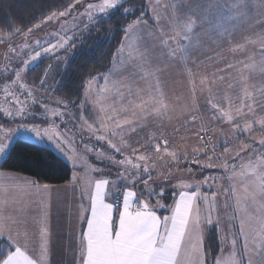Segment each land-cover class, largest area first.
Wrapping results in <instances>:
<instances>
[{"label":"snow or ice","instance_id":"snow-or-ice-1","mask_svg":"<svg viewBox=\"0 0 264 264\" xmlns=\"http://www.w3.org/2000/svg\"><path fill=\"white\" fill-rule=\"evenodd\" d=\"M81 0H73V3L68 5V8L60 12H52L43 18L42 22L57 20L59 17L67 16L70 11L79 4ZM245 7L242 0H233L231 9L237 10L227 16H218L215 21L209 20L207 16L203 23L207 21L212 26V29L219 36L230 38L236 25L230 22L236 20L239 16L244 15L241 9ZM174 16L171 21V31L174 35L166 39L161 37V43L168 48V55L175 57L178 52L183 58L191 55L193 49L199 47V40L193 42L192 33L198 23L196 16L189 13L185 18H181L178 11H175L177 6L174 4ZM123 9V13H128L129 9L123 7V0H98L96 3H88L81 16H86L89 22H95L94 18L98 15L105 17L109 16L114 10L119 12ZM209 9H205V12ZM76 17H73L75 19ZM143 13L141 17L132 21L123 29L125 39L130 43L128 45V59L131 61V71L127 78L111 79V88L105 87L100 90L97 99L94 101V106L98 107L101 114L96 121L90 123L83 114L84 102L80 105L81 114L79 127L87 130L90 133V139L94 138L100 145H83V152L94 153L97 161L104 163L110 162L124 171L118 173V179L127 180L128 183L135 185L137 182L142 183L145 189L149 191V195L155 192L149 181L153 179L152 172L157 171V174L167 180L171 176V169L180 163L187 165L186 171L191 174L193 168L191 165H196L199 168L222 167L226 172L231 168L232 174L228 177L230 181L239 178V191L237 185L233 184L226 192H230L235 197L236 210L241 213L239 216V234L244 237L243 251L238 252L236 249V239H230L231 250L223 253L216 258V264H256V258H259V264H264V115H258V111L264 112V84L252 85L253 90H249L247 78H242V87L240 94L235 100L226 97L227 105L217 102L212 89L209 87L207 99V111L211 113L210 120L227 123L231 126V134L223 141L224 151H217L219 142L213 137L217 134V129L210 126H205L201 121L199 128L195 129L194 135L198 137L201 144L192 148L191 154L187 151L180 153L176 150L168 148V140L162 135L156 137L155 134H150L147 145L140 147H148L154 150L153 153L140 152V148H134L124 138L126 133L136 131L137 110L142 118H147L148 115L165 116L169 112L162 91L163 85L157 78L155 82L149 85L147 90L139 89L136 93L132 92V85L136 82L134 77L140 75V79L153 77L155 74L150 68L148 50L141 49L137 43L142 39L137 32V26L143 21ZM157 18V22H158ZM41 25H33V28L23 33L25 42L20 45L21 52L9 46V51L14 53L20 59V63L12 69L15 79H9V83L4 85L5 103H8V97H11L9 107L0 105V112H3L7 117L15 119L20 117L25 118L26 113H29V103H40L43 108L42 115L47 117L50 112L52 116H64V111L59 108L50 109L47 105L38 101L33 93V88L36 85L28 86L24 82V75L29 71L31 65L37 62L44 55L55 56V54L64 49L68 43V39L61 37L56 43L50 41L41 42L35 40L33 45L27 43V37L33 29L39 28ZM86 28V25H85ZM15 33H20V29H16ZM14 33V34H15ZM11 35L0 38V43L4 40H10ZM182 41H187L188 44H183ZM171 42V43H170ZM258 44L260 61L256 62L253 57H248L250 62L240 61L245 69L259 71L264 74V33L258 34L256 39L245 38L244 43H238L230 49L232 52L238 50L243 51L246 44ZM47 44V46H45ZM172 45H175L173 47ZM28 49L29 51H24ZM125 47L122 43L120 52H124ZM27 58H24V57ZM7 65L2 71L6 75ZM39 67V66H38ZM232 68L233 65H227ZM51 66L44 69V73L38 79L39 87L43 88L46 84L48 72ZM191 74V73H190ZM119 75V73H109L103 77L105 84L110 82V77ZM95 79V78H93ZM221 80L224 77H220ZM207 77L201 79V83L205 84ZM91 83V82H89ZM215 83V81H211ZM15 86L18 91L10 90ZM229 88H233V84H228ZM123 89H127L128 94L135 96L138 100L131 104V114L133 118L125 116L121 119L118 112L128 111L129 109L118 110L113 106L115 100L111 104H106L104 101L109 100L111 94L118 97L121 101L124 99ZM26 95L24 100L20 99L21 95ZM87 100V95H86ZM193 100L195 101V90L193 89ZM59 103H63L58 101ZM68 105L65 104V110ZM195 104L193 110H195ZM75 118V117H74ZM198 120L197 115L189 116V120L185 123L195 124ZM243 121V123H241ZM259 126L260 135L255 137L254 132ZM23 131L32 133L41 140L47 139L52 142L57 150L66 155L67 159L72 161L73 167L77 164H82L86 167V171L101 172L103 169L88 163L86 156L78 154L74 147L66 151V146L73 143L72 139L58 131V125L55 122L48 124V127L41 128L36 124L20 123L16 128H5L0 125V156H6L9 153L11 142L14 135ZM176 131H179L177 128ZM247 133L252 143L240 142L235 147L228 145L238 140L239 136ZM160 141V142H155ZM161 144L164 147H161ZM104 145L107 146V151L104 150ZM258 145V147L256 146ZM130 150V155L127 154ZM249 152V156L245 159L242 156L243 152ZM119 155L122 159H116ZM203 155L207 159L201 160ZM255 156L253 160L251 157ZM168 157L170 159H165ZM242 161L239 164L230 163V161ZM157 160L164 161V167L169 169L168 172L157 169ZM214 160H222L223 163L217 165ZM177 171L181 169L177 168ZM78 177L75 172L72 176V181H76ZM216 177H205L202 181L188 182L180 180L175 185L180 191L176 194L170 208V214L165 216L157 215L155 208L146 200H138L137 193L131 188L125 187L122 194V207L114 203L106 202V197L109 195V186L116 187L115 181L109 179H93L89 178L85 182L83 192L89 200L87 207L81 205L77 220L86 227L79 233L77 237L78 249V264H206L205 253L203 250L204 226L214 223L213 213L215 212V197L216 193L211 194V198L207 193L201 194V184H207L209 180L215 182ZM33 186L36 181H27ZM195 189L188 191V189ZM37 190L39 187L37 186ZM43 190L47 191L48 186L44 185ZM0 192H7V188L0 185ZM164 189L160 188L158 196H163ZM119 199V197H117ZM203 200L206 208L201 209L198 201ZM8 201L0 199V239L6 238L8 241L7 247L0 252V264H48L49 261V243L50 235L47 226V209L46 206L41 207V217L39 220V245L38 247L30 244V237L27 230V221L14 217L10 214H5V207ZM253 206V210H249V206ZM156 207L163 208L165 205L157 201ZM114 213L118 215L114 218ZM219 226L218 219L215 221ZM17 226L18 229H23L25 238L24 244H20L17 239L11 235L12 226ZM8 232L7 237L4 233ZM17 235H20L18 232ZM226 237H221V241Z\"/></svg>","mask_w":264,"mask_h":264},{"label":"rangeland","instance_id":"rangeland-1","mask_svg":"<svg viewBox=\"0 0 264 264\" xmlns=\"http://www.w3.org/2000/svg\"><path fill=\"white\" fill-rule=\"evenodd\" d=\"M151 5H153L151 10V17L153 23H141L137 26L136 32L142 37L137 43L141 49H147L149 53L150 68L155 74L153 77H148L147 79H140V75L134 77L135 83L132 85V92L136 93L139 89L147 90L149 85L155 82V79H159L163 85L162 91L164 92L165 100L169 105V112L165 116L158 115H148L147 118H142L137 110V116L132 117L131 114V104L138 102L135 96L128 94L127 89H123L124 99L121 101L118 97L110 95L109 100L104 101L106 104H113L118 110L120 109H129L128 111H119L118 115L121 119L125 116L135 119L137 122L136 131L125 134V139L130 145L134 148H140V152L153 153V158L155 159L154 150L148 147H140L141 145H147L149 142L150 134H155L156 137L161 135L168 140V148L170 150H176L180 153L187 151L191 154L192 148L201 144V141L196 135H194L195 129L199 128L201 121L205 126L214 127L217 129V134L213 137L215 141L219 142L218 152L223 153L224 151V139L231 134V126L227 123H222L220 121L210 120L211 113L207 111V99L208 91L210 87L212 89L213 95L217 102H220L224 105H227L228 100L226 97H230L232 100H235L236 97L240 94L242 87V78H247V83L249 85V90L252 85H257L258 87L264 84V74H261L259 71H252L250 69H245L243 64L239 63L240 61L250 62L248 57H253L256 62L260 61V49L259 45L256 44H246L243 51L232 52L230 49L238 43H244L245 38L256 39L258 34L264 33V0H242L243 7L241 11L244 12V15L239 16L236 20L231 21L230 23L236 25L235 30L232 32L230 38H225L219 36L212 29V26L207 23V21L200 23L204 20V17L207 16L209 20L215 21L218 16H227L232 14L237 10L231 9V4L233 0H208V4L204 3L203 0H148ZM98 0H81L79 4H76L75 7L70 11L67 16L59 17L57 20L49 22H40L41 26L37 29H33L31 34L27 37V43L33 45L35 40L39 39L42 43L45 41H50L51 43H56L61 39V37L68 39L64 49L59 50L55 56L44 55L37 62L33 63L29 71L24 75V82L28 86L36 85L33 88V93L35 98L41 103L47 105L50 109L59 108L61 111H64V116L61 118L59 116H52L49 112L47 117L42 115L43 108H41L40 103L31 104V101H28L29 113H26L25 118L21 120L20 117L15 119L7 117L3 112H0V125H3L5 128H16L20 123H26L29 125L36 124L41 128L48 127V124L55 122L58 125V131L69 136L73 143L66 146V151L74 147L76 152L81 155H85L89 164L94 165L103 169L101 172H87L86 167L82 164H77L76 167H73L72 161L68 160L66 155L62 154L59 150L56 149L54 144L47 139L41 140L37 138L32 133H25L22 130L17 132L14 135L11 146L17 140H24L28 142L35 143L37 145L46 147L54 151L57 155L63 158L72 168V174L75 172L78 179L76 181L68 182V184H81V178L88 180L90 177L97 179H109L110 181L116 182L117 186H130L127 180L118 179V173L124 171L123 168H120L116 165L111 164L110 162L101 163L96 160L94 153H84L83 145L88 143L90 145H95L100 147V145L95 141L94 138H89L90 133L87 130L81 129L79 124L81 121L78 119L81 114L80 105L84 102L83 114L88 119L90 123L97 120L101 115L99 113L98 107L94 106V101L97 99V95L100 93V90L108 87L111 88V79H121L127 78L129 72L131 71V61L128 59L129 51V41L123 40L125 47L124 52L118 51L114 59L112 68L104 74L91 78L85 88L84 96L79 102H72L65 100L60 97L56 92L57 82L51 70L54 68L55 64L65 60L70 55H72L77 47L83 42V38L86 33L92 29L97 22L107 20L115 12V10L105 17L103 15H98L94 18L95 22H89L86 16H81L80 13L84 12V9L88 3H96ZM127 0H123L125 4ZM176 5L177 8L175 11H178L180 17L183 19L189 13L196 16L198 21L193 33L192 40L195 42L199 40L200 44L198 48L192 50L191 55L187 58H183L180 52L173 58L168 55V48L161 43V37L167 38L174 35L171 31L172 19L174 16L173 5ZM67 9V8H66ZM205 9L209 11L205 12ZM65 10V9H64ZM149 10V11H150ZM73 17H76L73 19ZM157 18L158 22H157ZM86 25V28H85ZM33 28V27H32ZM6 37L0 35V38ZM23 37V38H21ZM25 42L24 35L20 38L4 40L3 43H0V105L4 107H9L11 103V97H8V103H5V93L3 91L4 85L9 83V77L15 79L12 69L16 68L20 63L19 57L14 53L9 51V46L17 49V52H21L19 47ZM171 43V42H170ZM183 44H188L187 41H182ZM47 46V44H45ZM175 47V45H172ZM24 51H29L25 49ZM24 58H27L26 56ZM46 62L51 63V68L48 72V77L46 84L43 88L39 87L38 79L44 73V69L35 70L42 63ZM233 65L232 68H228L227 65ZM8 66L6 69V75L2 74V71L5 70V66ZM119 73V75L110 77V82L106 85L103 77L109 73ZM191 73V74H190ZM207 77L205 84L201 83V79ZM220 77H224L223 80ZM215 83H211V81ZM91 82V83H89ZM102 82V83H101ZM233 84V88H229L228 84ZM193 89L195 90V101L193 100ZM12 91H18L15 86H12ZM26 93L20 96L21 100L26 98ZM87 95V100H86ZM58 101L63 103H57ZM65 104L68 105L65 110ZM195 104V110H193ZM258 111V115H264V112ZM197 115L198 120L195 124L185 123L189 120V116ZM75 117V118H74ZM243 123V121H241ZM257 128V131L253 133L255 137H259L260 131L259 126L254 125ZM179 131H176V129ZM160 142V141H155ZM252 143L250 136L245 133L239 136L238 140L232 141L228 147H235L238 143ZM258 147V145H256ZM163 148L164 145L161 144ZM104 150L107 151V146L104 145ZM10 151V150H9ZM127 154H131L128 150ZM242 156L247 159L249 152H243ZM6 156H0V164L5 160ZM123 157L117 155L116 159H122ZM253 160L255 156L251 157ZM165 159H170L165 157ZM201 160L206 161V157L201 155ZM242 161L237 159L236 161H230V163L237 164V171H239V164ZM157 169L168 172L169 169L164 167L163 160H157ZM214 163L220 165L223 163L222 160H214ZM187 165L180 163L176 167L172 168L171 176L169 179L173 182V188L176 190V194L180 191L179 188H176L175 185L180 180H185L188 182L193 181H202L205 177H216L215 182L209 180L207 184H201L200 191L201 194L207 193L211 198L213 192L216 193L215 197V212L213 213L214 223L212 225L204 226V239H203V250L205 251L204 242L206 240V232L209 233V230L215 228L219 232L221 249L223 248V253L227 254L231 250V245L229 243L230 239L235 238L236 249L238 252L243 251L244 237L239 234V216L241 213H238L236 210L235 197L230 193L226 192V189H230L233 184L237 185L239 189V178L236 180L230 181L228 177L232 174L231 168L226 172L222 167H213V168H199L196 165H191L193 172L189 174L186 171ZM179 168L181 171H177ZM205 174V175H203ZM152 175L156 178L162 179L163 177L157 174V171H153ZM73 176V175H72ZM156 179V180H159ZM80 180V182H79ZM16 182H14L15 184ZM138 183V182H137ZM136 188L139 189L137 184ZM153 188V186H151ZM164 188L167 186L163 185ZM109 186V190L115 189ZM195 189H188V191H194ZM200 208L203 210L206 208L205 202L203 200L198 201ZM160 208V207H159ZM249 210H253V206H249ZM170 208L168 212H163L162 216L169 215ZM218 219L219 226L216 225L215 221ZM221 237H226L221 241ZM208 252L206 253L207 256ZM221 255V250L219 256ZM209 254L207 257L208 264ZM218 257V256H217ZM216 257V258H217ZM213 264H216V259ZM256 264H259V258H256Z\"/></svg>","mask_w":264,"mask_h":264},{"label":"trees","instance_id":"trees-1","mask_svg":"<svg viewBox=\"0 0 264 264\" xmlns=\"http://www.w3.org/2000/svg\"><path fill=\"white\" fill-rule=\"evenodd\" d=\"M70 3H73V0H0V35H11V39H18L33 25L42 22L44 17L52 12L63 11ZM148 5V0H127L123 7L129 9L128 13H123V9H120L109 19L97 22L85 34L76 51L54 65L51 72L56 79V92L60 97L72 102L82 100L88 81L107 73L112 68L125 37L123 29L141 17L142 13L143 21L153 23ZM16 29H20V33H15ZM45 66L46 62L35 70L48 68ZM0 171L27 176L42 185L67 184L73 175L70 165L54 151L24 140H17L11 146L7 157L0 164ZM152 177L149 184L153 186L155 192L149 195L145 186L138 182L139 195L153 204L159 200L165 205L160 213L168 212V206L173 204L176 193L174 184L169 178L156 180L153 175ZM161 187L164 193L163 196H158L155 193H159ZM116 203L119 205L120 201ZM220 245L218 230L215 228L209 230L206 241V249L210 255L208 264L214 263L220 253ZM5 248L4 245H0V252Z\"/></svg>","mask_w":264,"mask_h":264},{"label":"crops","instance_id":"crops-1","mask_svg":"<svg viewBox=\"0 0 264 264\" xmlns=\"http://www.w3.org/2000/svg\"><path fill=\"white\" fill-rule=\"evenodd\" d=\"M160 1L161 0H158V2ZM203 2L208 4V0H203ZM148 4L150 10L153 5H151L149 1ZM92 178L97 179L94 177ZM32 180V178L20 174L0 171V185L7 188L6 193L0 192V199H6L8 201L5 207V214H10L27 221L30 244L38 247L40 242L39 220L41 217V207L46 206L47 226L50 233L48 237V264H78L77 237L86 225L79 223L77 216L81 205L85 207L89 205V200L83 192L86 180L81 178V184L67 183L63 185H47V191L43 190L44 185L42 184L36 183V185L33 186L26 183ZM14 182L16 183L14 184ZM135 185L117 186V188L109 190L106 202L118 205L116 202L120 201L118 206L122 207V194L125 187L131 188L132 191L136 192L138 200L148 201V199L140 197L138 188H136ZM37 186L39 190H37ZM117 197H119V199H117ZM148 202L155 208L157 215L162 216L160 212L163 208L156 207L157 203L153 204L150 201ZM117 215L118 213H114V218ZM18 232L20 235H17ZM22 233V228L18 229L17 226H12L11 235L14 239H17L20 244H24L25 242ZM8 235V232L4 233L5 237ZM206 241L207 232L204 242L205 251L207 253ZM7 244L8 241L6 238L0 239L1 246L4 245L7 247ZM206 253L205 260L207 262L208 254L206 256Z\"/></svg>","mask_w":264,"mask_h":264}]
</instances>
